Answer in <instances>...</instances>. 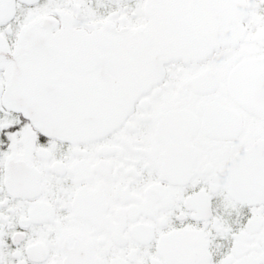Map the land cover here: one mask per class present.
I'll list each match as a JSON object with an SVG mask.
<instances>
[{"label":"snow or ice","instance_id":"1","mask_svg":"<svg viewBox=\"0 0 264 264\" xmlns=\"http://www.w3.org/2000/svg\"><path fill=\"white\" fill-rule=\"evenodd\" d=\"M0 264H264V0H0Z\"/></svg>","mask_w":264,"mask_h":264}]
</instances>
